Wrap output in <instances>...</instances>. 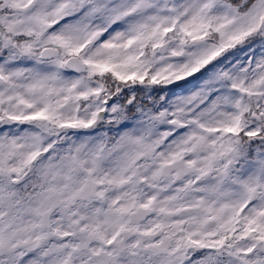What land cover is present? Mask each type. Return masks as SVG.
<instances>
[{"label": "snow or ice", "instance_id": "snow-or-ice-1", "mask_svg": "<svg viewBox=\"0 0 264 264\" xmlns=\"http://www.w3.org/2000/svg\"><path fill=\"white\" fill-rule=\"evenodd\" d=\"M0 264H264V0H0Z\"/></svg>", "mask_w": 264, "mask_h": 264}]
</instances>
